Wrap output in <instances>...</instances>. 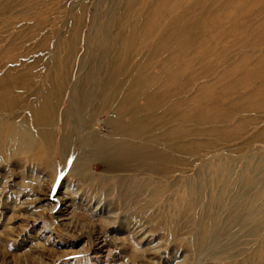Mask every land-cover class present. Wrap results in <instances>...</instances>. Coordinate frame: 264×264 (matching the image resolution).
Here are the masks:
<instances>
[{"label": "rangeland", "instance_id": "obj_1", "mask_svg": "<svg viewBox=\"0 0 264 264\" xmlns=\"http://www.w3.org/2000/svg\"><path fill=\"white\" fill-rule=\"evenodd\" d=\"M123 8L124 0H0V68L26 71L29 101L35 80L32 91H43L55 56L67 63L70 87L88 70L101 76L100 62L115 50L108 18ZM102 37L109 40L100 46ZM190 85L179 83L169 97L190 100ZM69 105L67 91L46 157L36 148L0 152V264H264V139L247 143L264 129V115L239 113L254 119L241 140L200 135L170 145L165 137L149 143L161 150L159 160L114 162L83 146L84 115L64 120ZM188 110L179 107V118ZM96 120L92 128L103 137Z\"/></svg>", "mask_w": 264, "mask_h": 264}, {"label": "bare ground", "instance_id": "obj_2", "mask_svg": "<svg viewBox=\"0 0 264 264\" xmlns=\"http://www.w3.org/2000/svg\"><path fill=\"white\" fill-rule=\"evenodd\" d=\"M106 27L117 33L110 38L114 56L100 62L105 66L101 76L88 70L70 87L67 63L55 56L40 83L43 91L34 92L35 80L31 86L35 89L28 90L34 93L29 101L23 88L26 71L14 73L16 64L0 68V152L16 147L27 153L36 148L46 157L50 131L67 91L70 105L62 118L75 112L84 115L80 128L87 132L83 135L77 129L83 146L114 162L158 159L161 150L149 143L165 137L170 145L200 135L241 140L254 119H240L239 113L264 115V0H124L123 11L112 14ZM107 40L102 37L100 46ZM179 83L191 84L190 100H173L182 94L169 97ZM215 89L220 92L217 96L211 92ZM71 91H76L77 111L71 110ZM96 99L98 103L93 102ZM166 99L170 104L164 108ZM185 105L188 114L179 118L178 109ZM22 112L28 118L17 122ZM106 112L113 116H105ZM97 118L104 126L103 137L92 128ZM28 120L38 128L37 140ZM218 124L222 128H216ZM261 139L264 129L247 143Z\"/></svg>", "mask_w": 264, "mask_h": 264}]
</instances>
